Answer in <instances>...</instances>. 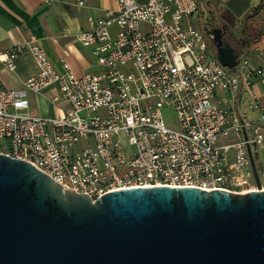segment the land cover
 <instances>
[{
  "label": "built area",
  "instance_id": "obj_1",
  "mask_svg": "<svg viewBox=\"0 0 264 264\" xmlns=\"http://www.w3.org/2000/svg\"><path fill=\"white\" fill-rule=\"evenodd\" d=\"M228 1L114 0V10L88 17L73 37L93 58L80 76L67 62V47L59 70L34 37L1 50L6 71L23 56L38 71L19 89L0 86V155L93 202L146 187L264 191V59L255 62L239 48L236 66L224 67L212 30L193 24L200 12L219 14ZM251 2L264 11V0ZM50 87L61 115H31L28 94Z\"/></svg>",
  "mask_w": 264,
  "mask_h": 264
},
{
  "label": "water",
  "instance_id": "obj_2",
  "mask_svg": "<svg viewBox=\"0 0 264 264\" xmlns=\"http://www.w3.org/2000/svg\"><path fill=\"white\" fill-rule=\"evenodd\" d=\"M225 30L212 42L232 69ZM0 264H264V191L146 187L93 202L0 155Z\"/></svg>",
  "mask_w": 264,
  "mask_h": 264
},
{
  "label": "crops",
  "instance_id": "obj_3",
  "mask_svg": "<svg viewBox=\"0 0 264 264\" xmlns=\"http://www.w3.org/2000/svg\"><path fill=\"white\" fill-rule=\"evenodd\" d=\"M63 0H53L50 6L38 0H0V51L34 37L44 50L49 61L59 70L61 51L67 47L70 55L67 62L76 76L82 75L93 63L89 50L75 44L73 37L87 28L90 16L101 17L107 10L115 9L114 0H83L84 7L65 5ZM74 1V0H69ZM251 0H229L223 9L234 20V26L243 34L245 16L250 18L246 25L257 21L264 29L263 8L254 9ZM253 10V11H252ZM257 10V11H256ZM245 23V22H244ZM232 25V24H231ZM255 39L243 48L249 57L259 62L264 59V30L254 27ZM65 32L68 37L63 38ZM259 32V33H258ZM56 42H55V41ZM14 72L6 71L0 64V86L7 89H19L22 82L34 76L37 65L32 57H19ZM55 87L44 89L38 94H28L29 113L40 117H57L61 115L60 106L53 105L51 96Z\"/></svg>",
  "mask_w": 264,
  "mask_h": 264
},
{
  "label": "rangeland",
  "instance_id": "obj_4",
  "mask_svg": "<svg viewBox=\"0 0 264 264\" xmlns=\"http://www.w3.org/2000/svg\"><path fill=\"white\" fill-rule=\"evenodd\" d=\"M253 11V10H252ZM224 12L221 11L219 14L215 12H209L208 9H205V12H200L199 17L197 18V22H193V24H199L202 30L207 29H216L221 28L223 25L228 29L229 26H231V22L228 19H225ZM196 19V15L193 17V20ZM233 30V28L231 29ZM235 33H232L230 30H227V33L225 34L224 40L229 44V46L233 48H239L238 43L242 42L241 39H243V34L241 31L234 30ZM245 46V45H244ZM243 46V47H244ZM214 47V46H213ZM164 117L167 123H171L174 121V114L172 111H165Z\"/></svg>",
  "mask_w": 264,
  "mask_h": 264
},
{
  "label": "trees",
  "instance_id": "obj_5",
  "mask_svg": "<svg viewBox=\"0 0 264 264\" xmlns=\"http://www.w3.org/2000/svg\"><path fill=\"white\" fill-rule=\"evenodd\" d=\"M257 11V10H256ZM225 19L230 20L231 24H234V20L231 18L230 15H228L227 13L224 14L223 16ZM249 16H245L244 18V22H243V39L242 42L238 43L239 48H243V46L245 44H250L251 40L255 39L256 34L254 33V27L255 26H259V31H263L264 29L261 30V26L259 25V23L257 21H255L254 23H250V25H246V21L249 19ZM259 33V32H258Z\"/></svg>",
  "mask_w": 264,
  "mask_h": 264
}]
</instances>
